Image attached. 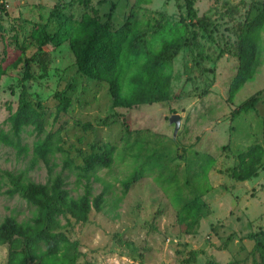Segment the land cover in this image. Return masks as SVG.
Here are the masks:
<instances>
[{
  "label": "rangeland",
  "instance_id": "obj_1",
  "mask_svg": "<svg viewBox=\"0 0 264 264\" xmlns=\"http://www.w3.org/2000/svg\"><path fill=\"white\" fill-rule=\"evenodd\" d=\"M110 4L112 30L127 16L151 24L185 17L177 0H0V66L17 56L20 46L22 57L32 59L28 80H22V63L0 75V222L33 214L18 195L4 194L11 188L8 174L22 173L24 181L36 184L47 181L45 166L33 158L37 137L31 127L20 133L19 148L3 139L10 137L7 118L24 91L48 114L40 139L50 133L57 140L60 150L50 162L69 196H81L85 185L89 199L103 194L99 211L90 209L84 223L68 218L75 264H251L254 239L264 241V26L253 78L232 99L227 93L237 67V35L253 15L251 1H194L196 17L208 26L188 27L195 37L171 62L167 101L118 110L127 118L126 132L107 86L76 71L67 43L45 45L37 53L29 38L57 8L72 20L86 11L105 23ZM57 94L68 100L64 113L56 112ZM254 95L253 109L232 119ZM173 115L179 119L175 131L168 121ZM105 144L114 147L109 166L82 177L78 154L97 153ZM253 145L263 152L257 176L231 179L237 157ZM195 197L204 205L199 216L184 210ZM6 251L1 245L0 264Z\"/></svg>",
  "mask_w": 264,
  "mask_h": 264
},
{
  "label": "trees",
  "instance_id": "obj_2",
  "mask_svg": "<svg viewBox=\"0 0 264 264\" xmlns=\"http://www.w3.org/2000/svg\"><path fill=\"white\" fill-rule=\"evenodd\" d=\"M177 1L182 2L185 17H180L176 22L164 19L151 24L149 20L138 21L127 16L114 30L108 23L113 4H110L105 23H100L86 11L80 14L78 20H72L71 15L57 8L49 15L47 23L31 31L29 38L36 45L37 53L45 45L58 47L67 43L76 71L89 80L107 86L111 108L126 132L127 118L121 116L118 110L167 101L170 98L171 62L190 38L195 37V32L189 31L188 27L199 26L204 30L208 26L202 22L203 18L196 17L193 10L195 0ZM250 1L253 15L245 18L237 35L234 48L237 67L228 86V100L243 84L251 81L260 64L259 33L264 26V0ZM85 4L82 1L83 7ZM23 48L20 46L17 49V56L5 67L0 66V75L4 74L5 69L15 68L22 63V80L30 78L32 59L22 57ZM56 98V112L64 113L68 107L67 98L61 94H57ZM257 100L256 95L247 99L232 112L231 118L252 110ZM47 117L38 101L30 102L22 91L16 110L7 118L10 137L3 139L9 145H13L14 141L16 148H19L22 130L31 127L37 137L32 149L33 158L45 166L47 181L36 184L24 181L22 173L8 174L11 188L5 190L4 194L7 197L18 195L33 208V214L20 222L13 217H5L0 222V246L7 247L5 264H75L78 252L75 242L70 240L67 233L68 218L84 223L89 210L98 212L103 202L102 193L89 199L87 185L81 196L71 198L64 178L60 173H53L50 156L60 149L50 133L40 139ZM113 151L112 145L105 144L99 147L97 153L80 152L78 157L81 163L76 168L82 172V177L87 178V175L109 166ZM262 155L258 145L247 147L237 157V164L230 169L229 177L237 182L256 177ZM201 208H204L203 203L195 197L184 210L199 216ZM252 254L251 264H264L263 240L254 239Z\"/></svg>",
  "mask_w": 264,
  "mask_h": 264
},
{
  "label": "water",
  "instance_id": "obj_3",
  "mask_svg": "<svg viewBox=\"0 0 264 264\" xmlns=\"http://www.w3.org/2000/svg\"><path fill=\"white\" fill-rule=\"evenodd\" d=\"M168 121H169V123H173L174 131H175L177 129V127H178V122H179L178 117L176 115H173V116L170 117V119Z\"/></svg>",
  "mask_w": 264,
  "mask_h": 264
}]
</instances>
